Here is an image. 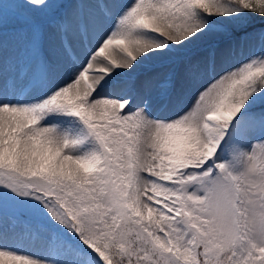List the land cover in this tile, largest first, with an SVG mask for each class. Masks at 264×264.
Returning a JSON list of instances; mask_svg holds the SVG:
<instances>
[{
	"label": "snow or ice",
	"instance_id": "obj_1",
	"mask_svg": "<svg viewBox=\"0 0 264 264\" xmlns=\"http://www.w3.org/2000/svg\"><path fill=\"white\" fill-rule=\"evenodd\" d=\"M256 18L264 0H0V264H264Z\"/></svg>",
	"mask_w": 264,
	"mask_h": 264
},
{
	"label": "rangeland",
	"instance_id": "obj_2",
	"mask_svg": "<svg viewBox=\"0 0 264 264\" xmlns=\"http://www.w3.org/2000/svg\"><path fill=\"white\" fill-rule=\"evenodd\" d=\"M264 29V21H261L259 18H256V19H253V20H250L246 26V30L249 31V32H252V31H260ZM241 33L239 32H236L235 30H233V35L234 36H238L240 35ZM207 46H208V42L207 41H203L201 42L199 45L197 46H194L190 49V56L193 58V59H198L199 57H201L206 49H207ZM258 42L257 43H250V44H247L245 45V53L249 52V51H256L258 50ZM243 59V57H238L235 61V63H239V61ZM157 71H166L167 69L166 68H158L156 69Z\"/></svg>",
	"mask_w": 264,
	"mask_h": 264
}]
</instances>
